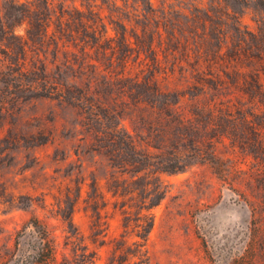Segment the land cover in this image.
Segmentation results:
<instances>
[{
  "label": "trees",
  "instance_id": "1",
  "mask_svg": "<svg viewBox=\"0 0 264 264\" xmlns=\"http://www.w3.org/2000/svg\"><path fill=\"white\" fill-rule=\"evenodd\" d=\"M71 1L70 6L65 1L55 6L54 0L0 2L5 76L20 79L17 86L14 80L2 83L80 112L92 152L119 175L110 192L123 232L112 241L110 264H150L153 210L166 196L161 176L185 171L192 165L187 157L222 170L215 144L201 137L200 118H245L251 115L247 104L264 112V0H161L159 7L152 0ZM186 4L189 8H180ZM248 14L254 27L246 22ZM22 25L25 38L16 34ZM160 52L182 54L195 82L172 86L175 69L184 73L183 61L168 70ZM31 54L38 56L36 64L28 62ZM187 100H193L188 111ZM126 115L133 117V133L123 126ZM92 189L98 192L96 181ZM77 203L62 215L70 228ZM109 205L105 197L90 202L100 215L96 230L107 225L101 211ZM253 217L247 249L229 264H264V219L254 208ZM29 228L35 236L31 264L55 261L47 227L34 219L24 229Z\"/></svg>",
  "mask_w": 264,
  "mask_h": 264
},
{
  "label": "rangeland",
  "instance_id": "2",
  "mask_svg": "<svg viewBox=\"0 0 264 264\" xmlns=\"http://www.w3.org/2000/svg\"><path fill=\"white\" fill-rule=\"evenodd\" d=\"M64 1L72 5L71 0H54V4ZM152 1L159 7L161 0ZM252 16L248 14L246 22L254 27ZM26 29L22 25L16 34L25 38ZM166 55L160 52L168 70L183 61L184 73L176 68L171 85L193 84L182 54ZM59 59L64 62L65 55ZM30 60L36 64L38 56L31 54ZM53 61L49 56L48 63ZM7 65L0 52V73L5 72L0 74V264H31L35 236L24 228L34 219L47 227L55 241L56 259L50 264H110L112 241L123 232V218L113 209L117 199L110 192L119 175L105 157L92 152V140L76 108L31 98V93L12 85L8 88L3 80H14L17 86L20 79L5 76ZM191 104L193 100H187L183 108L188 111ZM250 106L251 115L245 118H200L201 137L215 144L221 171L215 170L217 165L194 164L187 157L192 165L185 171L161 176L166 196L153 210L155 222L147 243L150 264H229L244 254L255 220L253 208L264 219V153L260 151L264 112ZM123 126L133 133V117L124 116ZM94 181L97 193L92 189ZM101 197L110 201L101 211L107 225L96 230L100 215L90 202ZM76 199L70 228L62 215Z\"/></svg>",
  "mask_w": 264,
  "mask_h": 264
}]
</instances>
